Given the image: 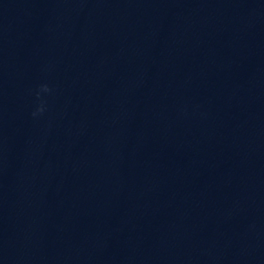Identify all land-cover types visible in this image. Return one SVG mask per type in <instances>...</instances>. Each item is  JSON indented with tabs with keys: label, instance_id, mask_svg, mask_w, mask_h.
I'll return each instance as SVG.
<instances>
[{
	"label": "water",
	"instance_id": "water-1",
	"mask_svg": "<svg viewBox=\"0 0 264 264\" xmlns=\"http://www.w3.org/2000/svg\"><path fill=\"white\" fill-rule=\"evenodd\" d=\"M0 264H264V0H0Z\"/></svg>",
	"mask_w": 264,
	"mask_h": 264
},
{
	"label": "clouds",
	"instance_id": "clouds-1",
	"mask_svg": "<svg viewBox=\"0 0 264 264\" xmlns=\"http://www.w3.org/2000/svg\"><path fill=\"white\" fill-rule=\"evenodd\" d=\"M51 92V89L47 84H42L39 86L38 91L36 92V96L39 99L41 96V93H48ZM45 111V104L41 100L40 104L36 107V109L32 112L33 117H37L38 115L42 114Z\"/></svg>",
	"mask_w": 264,
	"mask_h": 264
}]
</instances>
